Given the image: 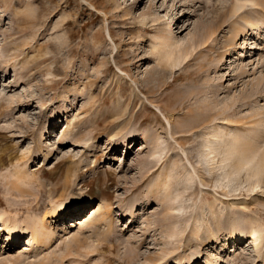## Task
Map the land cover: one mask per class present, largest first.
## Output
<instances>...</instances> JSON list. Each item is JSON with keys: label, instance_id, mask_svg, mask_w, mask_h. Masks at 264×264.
<instances>
[{"label": "rangeland", "instance_id": "374dc122", "mask_svg": "<svg viewBox=\"0 0 264 264\" xmlns=\"http://www.w3.org/2000/svg\"><path fill=\"white\" fill-rule=\"evenodd\" d=\"M240 1L0 0V264H264V177L222 163L264 147V0Z\"/></svg>", "mask_w": 264, "mask_h": 264}, {"label": "bare ground", "instance_id": "6f19581e", "mask_svg": "<svg viewBox=\"0 0 264 264\" xmlns=\"http://www.w3.org/2000/svg\"><path fill=\"white\" fill-rule=\"evenodd\" d=\"M250 1V0H249ZM252 2L254 0H251ZM245 6V0L244 1H240L239 4L235 7L234 9V14H238L239 12H241L243 10ZM244 20L246 21V27H243L239 33L237 34V40L240 41L242 40V38L246 35L247 32V27L248 26H257L256 24L258 22L252 20L251 18H249L248 16L244 17ZM259 29H255V31H257V33L255 35L259 34ZM213 32H211L210 37ZM208 39V38H207ZM169 41V40H168ZM251 47H255L254 44H251ZM233 49L228 50L225 52V54L227 55V57H231L233 55ZM190 55L189 51L184 52H180L179 56L177 57V59L173 62V66H179L181 65ZM245 55L244 52L240 53V57ZM175 56V52L174 51H170L169 53H167V57H170V59H172L171 57ZM226 57V59H227ZM180 76L176 77V80L179 78ZM220 132H222V130H219ZM213 132H209L208 133V138L206 139V143L211 144V134ZM207 136V135H206ZM218 137V135H217ZM211 141V142H210ZM264 145V144H263ZM207 146V145H206ZM228 148H231V151L228 152L227 150V155L226 157L222 160V163L228 164L230 160H232L235 156H238V160L236 162V164L233 167V171H235V173L241 174L244 170L247 171L248 173V177L249 180H253V179H257V182L255 183V181L253 183H255L254 188H257L258 186H260L261 180L264 177V147L261 148L260 145L257 147L256 145H252L251 142H246V143H242L241 140L238 137H235L232 139V141L230 142L229 145H227ZM213 146L212 144L207 146V151L211 152ZM227 149V148H226ZM225 151V148L223 149ZM209 154H207L208 156ZM236 158V157H235ZM234 160V159H233ZM230 173L228 172L227 175H229ZM255 189H253L254 191ZM79 205L81 207L84 208H91L94 207L93 206V202L90 201L88 198H86V200L84 202H77L74 199H68L65 202H62L60 204H54L51 208L50 213H48V218L49 219H55L58 217H62L64 215H67V213H69L70 211H72V206ZM104 207V206H103ZM101 208V206H100ZM82 209V208H81ZM80 209V210H81ZM104 209V208H103ZM106 212L104 215H102L105 221H107L106 218L109 219L110 217V208H105ZM105 216V217H104ZM45 221V219H44ZM104 221V222H105ZM109 221V220H108ZM107 221V222H108ZM47 228V226H45ZM0 230L6 231L8 233V238L10 239L11 243H15L18 242L22 236V229L20 228V226L17 225V223L10 218H5V219H0ZM263 232V227L262 226H252L250 230H248V232H243L239 237L241 239V241L245 240H252L253 242V249L254 251L259 252V246H260V238H261V233ZM237 233L234 232L233 236H237ZM39 238V234L37 233V230L32 229L31 230V237L30 239L27 241V246L31 247L33 246L36 241ZM212 241H214V238H211ZM245 241V242H246ZM195 264H200V262H196Z\"/></svg>", "mask_w": 264, "mask_h": 264}]
</instances>
